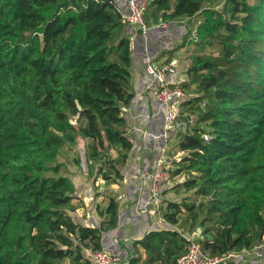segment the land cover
<instances>
[{
  "label": "trees",
  "instance_id": "obj_1",
  "mask_svg": "<svg viewBox=\"0 0 264 264\" xmlns=\"http://www.w3.org/2000/svg\"><path fill=\"white\" fill-rule=\"evenodd\" d=\"M211 1L148 0L144 13L148 27L200 14L195 42L220 45L217 55H194L187 68L198 87L190 100L207 104L197 111L188 109L187 97L181 103L197 112V123L172 136L170 147L185 153L169 173L189 172L179 186L202 198L198 242L208 255L246 251V260L230 264H264L255 253L264 243V0L207 7ZM129 29L113 0H0V264H54L65 257L91 264L84 249H101L102 230L118 223L115 196L101 209L99 225L75 221L78 191L55 161L81 138L89 174L103 158L108 171L99 167L95 175L107 180L114 173L116 181L125 175L134 149L123 113L132 98ZM178 48L153 62L169 64ZM73 162L84 170L82 157ZM137 167L143 171L142 163ZM182 206L196 218L194 205L167 201V225L134 240L128 264L176 263L189 242L173 226Z\"/></svg>",
  "mask_w": 264,
  "mask_h": 264
},
{
  "label": "rangeland",
  "instance_id": "obj_2",
  "mask_svg": "<svg viewBox=\"0 0 264 264\" xmlns=\"http://www.w3.org/2000/svg\"><path fill=\"white\" fill-rule=\"evenodd\" d=\"M247 1L253 2L254 0ZM113 2L115 3V6H117L123 13L127 14L130 12V7L126 0H113ZM223 2L224 0H214L207 3L206 5L207 7L211 8H220ZM201 19L202 17L200 16V14H196L191 18L183 19L181 21L161 20L160 23H166V26H163L160 23H152L149 25V28L145 34L134 31L132 27H130L129 29V32L131 33L133 38V47L131 52V57L133 58L140 54L154 58L160 52L179 45L178 50L173 53L172 61L168 64L170 65V70L167 73V81H176L178 83H181L183 81L187 82L188 85L184 87V90L186 91L185 94L188 100V103L186 104L188 106V109H197V111H204V107H206L207 102L206 99H202L200 101L190 100L197 94L198 87L196 83L189 82L187 68L191 65L192 57L194 55H217L220 52V45L215 40L212 41V44L204 46L198 45L195 42V28ZM154 84L155 82L153 78L146 72L145 65L143 64V70L135 72L132 84L128 87V91L132 93V98L130 101L132 111L136 115H139L142 120H146V123H148V125L152 128H150L148 131L149 133L144 136L143 141L141 134H136L135 132L127 133V136L132 140L134 149L142 153V172H136L138 167L136 166L137 164H135L134 158H137V153L132 151L130 159L132 165H129V162L128 164L126 163V166H128V168L125 166L126 171L125 175L122 177V180L116 181L114 173H109L110 176L107 180L103 179L101 174L95 175L99 167H102L103 171H108V163H106L103 158L98 163L92 162L94 168H92L91 170L92 174L91 172L89 174L87 172V169H85L86 162L84 163V158L82 155V149L85 145L84 141L83 143L78 142V145L73 147L69 146L68 144L64 146L60 150V153L57 156L55 162L60 163V173L62 174L83 175V180H79L82 185L79 192L98 193L99 195L97 198L99 202L106 203L109 201L110 197L117 196L118 198L123 193H128L129 198H131L129 193H134L136 196H138L140 210L138 209L137 211V207H135L136 209H134V211L137 212H133L131 214L134 220V224L138 229L137 233L135 234V237L138 239L142 237L145 231L155 227L153 221H156L158 216L162 218V223H166L162 217V214L167 210V201L186 203L188 206L194 205L193 211L197 214L196 218H191L189 216V210L186 207L182 206L181 211L178 214V222L173 226L175 227V229H178V231H181L187 238L198 241V239L202 236L201 231L204 227L203 224H200V221L204 216V212H201L197 207L202 198H199L192 189H186L179 186V183L190 177L189 172L183 170L181 173L176 175H172L173 173L171 174L170 172V179L162 189V191L165 189L164 191L167 198L163 201L160 207L158 206L160 208L158 216L155 212L150 210L152 206L149 204V191L146 185L147 180L150 178L151 169L154 167L157 158L161 154V156L165 155L168 159V171H170L171 169L173 170L176 167L173 160L180 159L185 153L178 150L176 147H173V141L170 142L166 149L163 151L164 139L162 137V133L164 118L166 114L165 104L159 101L155 97L154 93L153 95H150V101H148L147 98L143 97L142 93L144 89L148 87L150 88L151 86H154ZM202 102H205V106L201 105ZM150 111L152 112V115L146 117L150 114ZM171 145L173 146L170 147ZM169 149H171V152L167 154V150ZM109 154V157L111 158L116 157V153L113 150H111ZM79 156L82 157V165L84 166L85 171L79 168V166L76 165L75 162H73L75 158L79 160ZM133 167L135 170L133 169ZM47 174L51 175L52 173L48 172ZM77 199L78 198L73 199L72 202L78 207L81 202L77 201ZM118 199L120 202L122 198ZM191 222V229H189V223ZM124 237L125 233L121 230L120 227H118L115 232L105 229L101 232V244L103 248L110 249L113 254L120 257L122 262L126 264L129 254L131 253V245L127 241L128 239H124ZM255 253L264 256V245L257 247L255 249ZM244 259L246 260V253H239L237 257L233 258V261L235 260L241 262ZM61 261L62 259L57 260L58 263H61ZM91 261L96 264L93 259H91ZM231 261H227L223 264H230ZM256 261L260 260L257 259Z\"/></svg>",
  "mask_w": 264,
  "mask_h": 264
},
{
  "label": "built area",
  "instance_id": "obj_3",
  "mask_svg": "<svg viewBox=\"0 0 264 264\" xmlns=\"http://www.w3.org/2000/svg\"><path fill=\"white\" fill-rule=\"evenodd\" d=\"M129 7V13H123L117 6V11L121 15L123 22L129 24L134 31L145 34L148 30L144 13L148 0H126ZM165 26V23H162ZM145 70L151 75L155 84V97L165 104L166 114L163 124V151L172 142V136L176 131L180 129L192 128L197 123V112L185 110L181 107V103L184 101L186 94L184 89L178 84V82L167 81V73L170 70V65L161 64L158 65L151 58L144 60ZM201 105H205L202 102ZM204 140L210 138L208 131L202 132ZM162 155V154H161ZM159 156L157 161L151 170L150 180L148 184L149 188V204L158 209L161 204L162 189L170 179V173L167 167L166 156ZM264 215V213H263ZM189 242L186 245V250L176 258L175 264H223L232 257H236L238 252H229L221 256H210L204 251L200 243L194 239L188 238ZM243 252V251H242ZM241 253V252H240ZM86 257L93 259L96 264H124L120 257L113 254L110 249L101 248L93 250L91 248L84 249Z\"/></svg>",
  "mask_w": 264,
  "mask_h": 264
},
{
  "label": "crops",
  "instance_id": "obj_4",
  "mask_svg": "<svg viewBox=\"0 0 264 264\" xmlns=\"http://www.w3.org/2000/svg\"><path fill=\"white\" fill-rule=\"evenodd\" d=\"M160 24L162 25V23H160ZM165 26H166V23H165ZM132 47H133V38L131 39V48ZM146 57L151 58V59L153 58V57H149V56L143 55V54H140V55L136 56L135 58L131 57L132 58L131 67H130L131 84H132V80H133L135 72L143 70V64L145 63L144 60L146 59ZM159 61H162V60H158V62ZM144 90H146V91H144ZM144 90L142 92L143 93V97L147 98V100L150 101L151 100L150 99V95H153V93L155 91V87L151 86L150 88L148 87V88H146ZM123 113H124V116H125V118L127 120V124H128L127 133H132V132H135L136 134L139 133V134L142 135V141H143L144 140V136L147 133H149L148 131H149V129L151 127L148 125V123H146V120H142L139 115H136L132 111L131 106H130V102H129V106L128 107H123ZM149 113L150 114L147 115L146 117L152 115L151 111ZM79 141L81 143H83L84 140L79 138ZM133 152L137 153V155H136L137 158H134L135 164H140L139 163L140 161L142 163V157H143L142 153H140V151H138L136 149H133ZM140 155H141V159H140ZM149 158H148V160H149ZM129 165H132L131 161H129ZM133 169H134V167H133ZM69 175H70L71 179L73 180V182L75 183L76 189L78 191V193H77L78 194L77 201L81 202L78 207H77V205H75L76 206L75 210L71 212V215L74 217L75 221L81 222L84 225H88V226H94V225L97 226V225H99L100 222L103 221V219H104V214H100V211H101V209H103L108 204V202H106V203L99 202L98 198H97L98 195H99L98 193H81V192H79V190H80V188L82 186L81 183L79 182V180L80 181L83 180L82 179L83 175H81V174H76L78 176L71 175V174H69ZM117 194H119V193H117ZM129 194H130L131 198H129L128 193H123L122 195H120V197H118L120 199L122 198L120 202H119V199L116 196V198L118 199V204H119V208H118V212H119L118 213V223L116 224V226L114 228H110V229H107V230L115 232L116 229L118 227H120L121 230L124 231V233H125L124 239L125 238L128 239L127 241L131 245V250H130L131 253L130 254H132L133 253L132 252V247H133L132 243L134 242V240L138 239V238L135 237V234L137 233L138 229H137L136 225L134 224V220H133L131 214L133 212H137L138 211V209L140 208V203H139V200H138V196H136L134 193H129ZM163 197L167 198V196L165 194L163 195V193H162L161 200L163 199ZM135 207H137V211H134V209H136ZM150 210L155 212L157 214V216H158L159 213H158L157 209H155L154 207H151ZM153 222H154L156 227L164 226V223H162V218H160L159 216H158L157 220L156 221L154 220ZM241 253L242 254L246 253V251L245 252H241ZM130 254H129V256H130ZM142 254L144 256V253H142ZM248 254L246 255V257H248ZM54 264H71V258L70 257H65V258L62 259L61 263H58L57 261H55ZM91 264H94V262L91 261ZM126 264H128V260L126 261Z\"/></svg>",
  "mask_w": 264,
  "mask_h": 264
}]
</instances>
